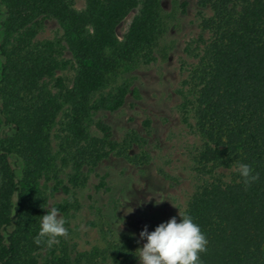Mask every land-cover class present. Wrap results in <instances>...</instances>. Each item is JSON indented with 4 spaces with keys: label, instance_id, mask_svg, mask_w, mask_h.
<instances>
[{
    "label": "trees",
    "instance_id": "obj_1",
    "mask_svg": "<svg viewBox=\"0 0 264 264\" xmlns=\"http://www.w3.org/2000/svg\"><path fill=\"white\" fill-rule=\"evenodd\" d=\"M199 3L211 15L201 21L210 39L187 81L203 141L195 161L202 171L227 166L235 172L228 183L214 178L200 185L182 213L208 241L201 264H264V0ZM132 12L119 37L118 24ZM39 14L63 29L75 64L70 86L56 74L67 63L57 60L53 43L34 41L32 23ZM159 32V0H85L82 10L73 0H0V264H68L65 255L33 242L48 204L39 180L51 174L54 190L69 189L54 169L49 146V129L64 105L59 162L71 171L70 186L85 184L87 172L110 153L146 163L145 152L129 155L140 140L136 133L118 141L94 115L124 105L128 85L106 89L122 71L152 59ZM240 163L259 173L247 190L236 171ZM127 246L108 244L110 264L132 260ZM43 251L49 253L45 263L38 258Z\"/></svg>",
    "mask_w": 264,
    "mask_h": 264
},
{
    "label": "rangeland",
    "instance_id": "obj_2",
    "mask_svg": "<svg viewBox=\"0 0 264 264\" xmlns=\"http://www.w3.org/2000/svg\"><path fill=\"white\" fill-rule=\"evenodd\" d=\"M159 1L160 32L152 59L122 71L106 89L122 82L128 85L125 103L119 110L94 115L111 126L118 141L129 132L136 133L140 140L130 147L129 155L145 152L146 163L135 164L128 156L110 153L87 172L85 184L70 186L66 181L71 171L59 162L58 133L66 105L49 129L54 169L69 189L54 190L51 174L42 177L38 185L48 196L46 209L56 205L66 208L60 210V215L66 220L69 235L59 238L52 248L56 255H65L68 264H110L105 249L112 241L128 245L132 260L127 264H139L137 249L146 243L139 234L145 226L151 232L172 217L179 223L178 213L183 212L200 185L214 178L225 183L233 179V167L209 166L202 171L195 161L203 141L194 127L190 104L193 90L187 81L210 39L201 21L211 15V9L199 0ZM73 5L82 10L85 0H73ZM132 15L133 12L118 24L119 37ZM32 27L36 30L34 41H51L57 60L67 63L56 74L70 86L75 64L62 27L53 17L41 14L33 20ZM51 85L48 81L55 92ZM89 128L94 131L91 125ZM48 254L43 251L38 256L42 263Z\"/></svg>",
    "mask_w": 264,
    "mask_h": 264
},
{
    "label": "clouds",
    "instance_id": "obj_3",
    "mask_svg": "<svg viewBox=\"0 0 264 264\" xmlns=\"http://www.w3.org/2000/svg\"><path fill=\"white\" fill-rule=\"evenodd\" d=\"M236 171L242 178L245 190L259 179V173H254L248 164L240 163ZM178 214L181 218L179 223L172 217L151 232L147 226L140 232V238L146 240V243L137 249L139 264H201L200 254L207 251L208 241L191 216ZM65 224L66 220L60 215V210L55 206L49 207L47 213L41 216L39 231L33 242L51 249L59 243V238L68 237Z\"/></svg>",
    "mask_w": 264,
    "mask_h": 264
}]
</instances>
